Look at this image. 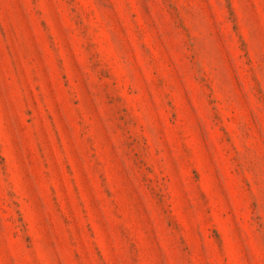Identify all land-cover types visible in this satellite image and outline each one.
Wrapping results in <instances>:
<instances>
[{
	"label": "rangeland",
	"instance_id": "1",
	"mask_svg": "<svg viewBox=\"0 0 264 264\" xmlns=\"http://www.w3.org/2000/svg\"><path fill=\"white\" fill-rule=\"evenodd\" d=\"M0 264H264V0H0Z\"/></svg>",
	"mask_w": 264,
	"mask_h": 264
}]
</instances>
